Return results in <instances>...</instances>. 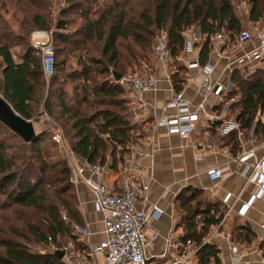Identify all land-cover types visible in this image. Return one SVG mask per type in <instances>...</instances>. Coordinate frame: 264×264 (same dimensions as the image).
Returning a JSON list of instances; mask_svg holds the SVG:
<instances>
[{"label": "trees", "instance_id": "16d2710c", "mask_svg": "<svg viewBox=\"0 0 264 264\" xmlns=\"http://www.w3.org/2000/svg\"><path fill=\"white\" fill-rule=\"evenodd\" d=\"M9 2L20 19L15 30L0 12V98L32 124L48 117L80 161L103 168L111 161L110 169L123 164L130 147L145 136L144 124L134 122L123 99L125 88L112 72L124 76L145 59L142 52L149 51L160 31L166 35L171 65H179L185 34L192 29L201 35L195 46L196 62L203 67L214 47L212 37L221 34L226 43L236 44L243 19L251 24L264 19V0H58L57 8L53 0ZM96 2L106 5L93 18ZM35 31L49 34L54 51V73L48 80L40 53L27 42ZM187 73L183 64L171 72L174 93L182 90ZM229 81L231 88L214 110L233 100L227 110L238 130L222 142L236 156L241 151L238 133L264 141V54L258 67L236 68ZM221 125L214 122L211 133ZM51 130L34 129L36 137L25 142L0 122V135L5 132L0 137V264H67L57 256L63 245L88 254L71 228L73 222H83L70 168L44 149ZM177 202L183 212L177 226L183 242L198 248L197 263L220 264L218 248L203 240L222 220L225 206L194 187L183 190ZM255 238L248 223L231 232V241L241 245ZM260 249L264 257V244Z\"/></svg>", "mask_w": 264, "mask_h": 264}, {"label": "crops", "instance_id": "0c3cea01", "mask_svg": "<svg viewBox=\"0 0 264 264\" xmlns=\"http://www.w3.org/2000/svg\"><path fill=\"white\" fill-rule=\"evenodd\" d=\"M12 27L16 30L18 23ZM261 27L262 22L245 23L244 30L250 33L248 42L244 44L225 43L224 48L220 42L213 47L206 65L213 68L214 76L223 85V89L219 93L210 95L203 102L205 115H202L197 123L196 131L189 138L183 139L176 134H168L165 128H154L153 126L156 119L171 113V110L166 107L174 96L170 81L171 73L168 72L169 62L161 63L153 59L155 62L149 64L154 68L148 74L154 78L153 92L139 97L130 90L125 91L123 99L128 104L134 122L144 124L145 136L130 147L124 163H118L116 169H110L111 161L108 162L104 167L103 180L108 187L117 191L121 179L129 177L139 195L137 210L151 214L156 208L162 212L158 219L153 217L148 221L149 229L145 231L148 240L145 249L146 264H169L171 260L183 257L191 248L187 245V241L183 242V230L177 226L183 215L177 197L187 187L205 191L209 198L218 199L225 206L222 220L203 240V243L215 245L218 248L220 264H264L263 251L260 249V244H264V227H262L264 225V201L255 199L244 216L237 214L241 206L247 204L257 194L255 186L245 184V179L241 175L244 165L239 163V158L252 150L253 157L248 160V163H252L254 158L263 154L264 141L255 142L251 138L247 141L240 136L241 133H238L241 151L236 156H232L229 148L223 145L222 139L225 135L219 134V131L233 119L229 118L227 110L231 102L219 112L214 110L221 104L225 92L231 88L229 78L232 71L243 67H239L235 60L251 46L257 44V36ZM193 34H195V40L188 41L190 47L187 49L191 52L193 50L194 57L190 59V62L197 60L199 49H196L195 44L199 43L197 39H201L198 29ZM183 59L182 55L178 63L186 65L188 61L184 62ZM257 65L259 66L255 64L250 68ZM201 82L200 70L188 69L181 91L191 102V108L203 101L199 95ZM217 121H221L222 125L213 135L211 126ZM213 168H218L221 172V179L215 182L207 177V172ZM74 186L82 222L89 228L91 237L89 242L85 243L88 254L75 252L68 247L64 252V260L67 264H104L103 255H92L91 253L92 248L104 240V215L95 210L94 196L81 180H77ZM227 196L230 198L226 204L224 199ZM229 205L233 207L231 213L225 217ZM245 223L250 225L256 238L250 244L241 245L232 242L233 228ZM153 235H156L155 239L152 238ZM182 264L198 263L195 257H191Z\"/></svg>", "mask_w": 264, "mask_h": 264}, {"label": "built area", "instance_id": "2783aa9c", "mask_svg": "<svg viewBox=\"0 0 264 264\" xmlns=\"http://www.w3.org/2000/svg\"><path fill=\"white\" fill-rule=\"evenodd\" d=\"M249 40L250 33L245 30L239 35L237 43L244 44ZM211 41L214 47L217 43H226L221 34L212 37ZM29 42L30 46L40 53L43 75L48 80L54 73L55 60L50 36L46 32H33ZM189 44H187L186 49H189ZM263 54L264 19L257 36V44L251 46L235 62L239 67H251L259 64ZM152 57L157 62H171L172 59L165 34H159L156 37L153 44ZM186 65L188 69L200 70L202 82L199 87V95L203 98V101L196 107L191 108V102L185 98L182 91L174 93L171 101L166 106L167 109L171 110V113L156 119L153 124L154 128H165L168 134H176L183 139L189 138L196 131L197 123L202 115H205L203 102L210 95L219 93L223 89V85L216 80L214 70L210 65L199 67L196 61L188 62ZM116 83L136 93L139 97L153 92L155 85L154 78L147 73L140 75L126 74L121 76ZM237 130L238 124L232 119L226 124L225 128L219 131V134L223 136ZM52 140L58 146V151L62 158L67 161L71 171V181L75 184L77 180H81L85 184L94 196L95 210L104 215V240L92 248V255H103L104 264H146L145 249L148 245V240L145 236V231L149 229L148 221L153 217L158 219L162 212L156 208L153 209L151 214L138 211L136 206L139 195L129 177H123L118 190L115 191L105 184L103 180L105 170L103 167L98 164L90 165L80 161L63 144L60 134L54 135ZM252 157L253 151H247L239 158V163L244 165L241 175L245 179V184L255 186L257 194L247 204L241 206V209L237 212L239 216L245 215L255 199L264 201V152L261 156L254 158L252 163H248L249 158ZM207 177L211 181H218L221 179V172L218 168L210 169L207 172ZM229 198L230 196H227L224 199V203L227 204ZM232 207L233 205L227 207L225 217L231 213ZM63 218L65 219L64 216ZM71 228L83 243L89 242L91 232L86 225L73 222ZM152 238L155 239L156 235H153ZM187 245L191 248L187 250L183 257L171 260L169 264H182L186 259L195 257L198 248L189 241H187ZM233 252H235V248H233Z\"/></svg>", "mask_w": 264, "mask_h": 264}, {"label": "rangeland", "instance_id": "374dc122", "mask_svg": "<svg viewBox=\"0 0 264 264\" xmlns=\"http://www.w3.org/2000/svg\"><path fill=\"white\" fill-rule=\"evenodd\" d=\"M54 1V3H53V6H54V8H55V6H56V8L58 7V5L59 4H61L60 2H58V0H53ZM106 4H103V3H95V8H96V13L95 14H97V15H94V17L93 18H97V16H98V14H99V12L103 9V7L105 6ZM243 9H244V7H243ZM245 10V9H244ZM0 12L2 13V14H4L5 15V18L9 21V23L11 24V26H15L18 22H19V19H20V17H19V15L17 14V12L15 11V8L10 4V2H9V0H0ZM54 14H56V10L54 11ZM242 22L244 23L243 24V28H242V30H241V32H243V31H245L244 29H245V20L243 19L242 20ZM260 26V25H259ZM258 26V27H259ZM13 28V27H12ZM196 29H192V30H190L188 33H186L185 35H186V40H187V43H186V45H185V51H184V53H183V56H184V62H190L192 59V57H194V55H193V50H192V52H191V50L190 51H187V44H188V41L189 42H191V41H193V40H195V34H193L194 33V31H195ZM35 32H37V31H35ZM160 35L161 34H165L163 31H160V33H159ZM28 37V36H27ZM29 38H30V35H29ZM28 38V39H29ZM239 38V36L238 37H236V39H238ZM25 40L27 41V38L25 37ZM198 41H199V43H196L197 45L198 44H201V42H202V39H197ZM29 44H30V42L29 41H27ZM155 42V41H154ZM154 44V43H153ZM237 44V43H236ZM197 45L195 46L196 47V49L199 47H197ZM192 49V48H191ZM152 51H153V45L151 46V48L149 49V51H144V52H142V54L145 56V59L144 58H140V61H139V63L136 65V66H134L132 69H129L126 73L127 74H133V75H140V74H142V73H147V74H150L151 73V71L150 70H152L153 71V67L151 66V65H149V64H151V63H153V62H155L154 60H153V57H152ZM192 54H191V53ZM182 57V56H181ZM187 58V59H186ZM189 59V60H188ZM191 59V60H190ZM172 63V62H171ZM171 63L169 62L168 64H169V66H168V72L169 73H171L174 69H176V68H178L179 67V65H181L180 63H178L179 65H176L175 64V66H172L171 65ZM184 64H186V63H184ZM68 65H69V68L71 69V70H74V68L76 69V67H75V60H71L69 63H68ZM186 66V65H185ZM187 67V66H186ZM255 67H258V65L257 66H255ZM254 67V68H255ZM250 68V67H249ZM250 69H252V68H250ZM124 88V87H123ZM125 91L127 90V89H124ZM68 92H71V87L70 86H68ZM42 122H44V123H42ZM48 125H47V124ZM33 125V128L35 129V131H36V133H40V132H42V131H44V130H46L47 128H49L50 126L52 127V130H51V132H52V134H50V137H48L45 141H44V149L46 150V152L48 153V155H50L51 156V158L54 160V161H57V160H62V159H64V158H62V156L60 155V153H59V149H58V146L55 144V142L52 140V137L54 136V135H56V134H60L61 135V138H62V140H63V144H65V142H64V136H63V131L61 130V128H59L58 126H56L55 124H52L51 123V121H50V119L48 118V117H42L41 119H39V121H38V123H34V124H32ZM3 136H5V132L4 131H1V135H0V137H3ZM240 136H242V138H244V139H246L247 141H250V138H245L242 134L240 135ZM248 137H250V136H248ZM66 248H68V247H66V246H62V248L60 249V250H62V252L64 251L65 252V250H66ZM35 251H38V252H44V249H42V248H40V247H36V248H33ZM50 249V248H49ZM51 249H53V248H51Z\"/></svg>", "mask_w": 264, "mask_h": 264}, {"label": "water", "instance_id": "95a60500", "mask_svg": "<svg viewBox=\"0 0 264 264\" xmlns=\"http://www.w3.org/2000/svg\"><path fill=\"white\" fill-rule=\"evenodd\" d=\"M112 76L116 82L121 78V75L115 72H112ZM0 122L20 136L25 142H30L36 137L32 123L19 117L2 98H0ZM57 256L61 259L64 256V252H57Z\"/></svg>", "mask_w": 264, "mask_h": 264}]
</instances>
